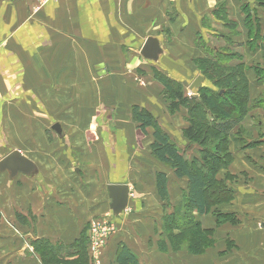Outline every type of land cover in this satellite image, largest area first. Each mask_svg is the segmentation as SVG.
Masks as SVG:
<instances>
[{
	"label": "crops",
	"instance_id": "0c3cea01",
	"mask_svg": "<svg viewBox=\"0 0 264 264\" xmlns=\"http://www.w3.org/2000/svg\"><path fill=\"white\" fill-rule=\"evenodd\" d=\"M36 7L35 0H0V162L18 151L36 166L32 175L0 172V264H40L29 255L37 241L62 249L78 245L90 218L75 204L73 193L60 189L72 178L69 163L78 166L73 168L77 175L85 170L68 148L74 146L70 139H63L67 112L59 115L58 105L68 98V88L60 85L65 84V71L76 67L85 80L117 79L116 70H138L150 77L152 71L143 64L161 68L166 58L187 59L184 47L198 59L206 57L197 48L199 38L214 52L221 51L214 42L228 45L236 40L227 47H234L248 68L249 107L263 102L253 108L260 119L249 118L248 125L232 134L233 161L218 174L222 181L233 177L226 181L233 190L232 203L199 217L203 229L213 231L215 247L199 258L163 254L153 232L160 219L150 217L129 223L118 242L108 245L103 264H114L122 243L140 264H264V75L255 70L264 69V0H60ZM225 17L235 23L234 35ZM149 38L160 43L158 62L140 54ZM169 43L174 44L173 52ZM194 54L188 58L192 66ZM170 73L180 81L177 72ZM199 76L197 71L193 80ZM207 83L213 86L205 80L203 87ZM54 125L60 126L61 135ZM81 155L88 156L84 151ZM105 160L111 174L116 173L108 155L94 153L90 158L96 164ZM139 169L129 163L122 182L133 174L141 176ZM150 184L146 188L157 194L154 182ZM185 188L187 183L181 192ZM216 211L235 222L218 224ZM126 212L109 219L123 220L124 227Z\"/></svg>",
	"mask_w": 264,
	"mask_h": 264
},
{
	"label": "rangeland",
	"instance_id": "374dc122",
	"mask_svg": "<svg viewBox=\"0 0 264 264\" xmlns=\"http://www.w3.org/2000/svg\"><path fill=\"white\" fill-rule=\"evenodd\" d=\"M230 27L234 28L231 30L234 35L237 30L236 25ZM235 42L237 41H231L227 46ZM212 45L217 46L222 52H225L224 50H226L224 41H221L218 44L214 42ZM169 47V50L173 52L174 44L169 43ZM182 50H184L181 51L182 54L188 56L187 59L175 61L166 58L164 59L161 68L145 66V64H143L144 61L142 60L143 67H147L145 68L146 70L150 69L152 71L150 77L143 74L145 72H139L138 70L134 72L132 70L126 72L116 70L114 73L117 79L115 77L103 79L98 76L93 80L90 78L85 80L76 72V67H71L70 70L65 71V84L60 85L62 88H68L66 90L68 98H66L63 103L61 100H58V102L61 101L58 105L59 115L62 116L64 115L63 112H67V134H65L63 139H70V142L74 146L68 148H70V150L72 149L71 151L74 153L73 156L78 159L79 165L84 167L85 170L79 172L77 175L75 170L73 171V168L78 166L69 163L70 172L73 173L71 178L72 182L69 180V186L65 183L60 189L66 194L73 193L72 196L74 201H76L75 204L78 208H81L84 215H90L83 234L84 243L87 247V254L86 258H82L75 253L80 248L77 242L78 245L76 246H71V248L65 247L66 252L64 256L67 255V257L61 256V258H56L51 255L50 259V256L46 254L47 252L44 245H35L32 243L29 255L38 258L41 262L40 264H103L105 251L108 245L111 244L114 246V244L118 242L124 229L129 227L128 224L133 220H147L151 219L150 217L160 219V226L153 224V232L156 237L154 240H157L158 250L163 254H173L177 256L191 255L199 258L207 251L214 249L216 239H214L213 234H209L204 237L207 241L204 250H198L195 247H193L192 250H189V244H191L190 242H193V238L194 240L198 239L202 233L198 235L195 230H186L187 228H185L184 225L187 218L184 220L183 216L173 217V225L176 227L175 229H171L169 225H167L169 222H166V218L173 215L175 210L182 205L185 199L184 191L186 188L183 192L181 191L183 187H186V179H183L182 181L177 180L174 177L173 171L170 170L169 167L167 168L162 165L152 154L150 147L154 140V129H148L147 133L144 134L141 128H139V124L136 123L134 114L132 113L133 108L137 106L152 113L163 130L168 133L171 140L178 146L181 153H185L190 159L196 158V156L199 157V154H197V148H188L190 143L183 135L184 129L189 125L188 108L181 107L179 111L172 113L170 111L171 100L168 99V94L170 95L171 92L166 84V79L170 78L173 80L170 75V72L172 71L174 73L177 72L175 74L179 77L178 79H180L179 82L176 80L173 81L184 86L187 97L193 98L198 94L197 91L195 93L196 89L191 90V88H189L191 85L190 83L196 80H193V78L198 71L195 69V62L193 64L194 66H192L188 59L194 54V51L188 50V47H184ZM198 50L202 52L201 49L198 48ZM229 50L231 52V50L235 49L230 46ZM208 51L209 54L212 55V51L210 49H208ZM197 57L198 55L194 54L195 60L198 59ZM129 59H131V57H129ZM188 66L191 69V73ZM158 74H160V76L157 79ZM161 76L163 78H161ZM210 85L211 84L207 83L205 87H210ZM231 93L233 92L231 91ZM232 96L234 97V95H230L229 99L226 100L227 103L231 104L230 102H232V106L239 108V99H232ZM254 103L256 102L254 101ZM234 113L235 114L231 118H227L229 121L235 120L239 117L238 112ZM257 114H259L258 111L251 109L250 113L241 116L240 121H237V127L235 130L240 126L247 124L248 119L253 116L256 117V121L260 119L257 117ZM218 116L220 117V115ZM218 120L221 122L224 121L220 118ZM106 149L108 154L106 153ZM83 151L88 154V156L81 157ZM211 151L220 154L219 152H216L215 149H212ZM94 153L96 156L98 154L101 156L103 155V158L108 155L112 163L111 168H115V170L112 169V171L116 173L111 174L106 160L103 161V164L91 162L90 158L94 156ZM129 163H131L132 167L142 168L144 173L141 174V176L133 174L132 177H129L126 181L122 182ZM90 169H92L91 172H89ZM139 171L141 170L139 169ZM224 171L225 170H221L219 173L222 174ZM160 172L166 173L169 177V202H163L160 198L159 199L162 203L159 202V199L156 197L157 194L155 193V195H151L153 191L149 192L146 188L152 185L150 184L151 181H153L154 184L156 183V175ZM113 182H115V184L120 182L118 184L127 183L130 185V209L127 207L128 210H126V214L128 218L124 222V227L122 225L123 220L116 219V221L114 217L113 219H109V216L112 215L109 212L107 185L112 184ZM154 187L156 188V184ZM211 188L213 189V187ZM214 197L212 198L213 201L226 199L223 195ZM230 203L232 202L226 200L225 202H220L218 206H226ZM214 208L216 207H212L210 213L207 215H210ZM198 220L200 221L199 217ZM227 222H230V219ZM117 223L118 225L120 223L121 228L118 227ZM224 223L225 222H223V224ZM94 224H100V226L103 227L107 224V227L111 232L110 236H108L109 238H107L106 244L101 249L100 254H97L96 257L90 254L93 245V243H91V235L93 233L92 225ZM187 224H192V222L187 223L186 220V225ZM135 228L136 227L134 226L133 229ZM120 246L121 245H119L118 249Z\"/></svg>",
	"mask_w": 264,
	"mask_h": 264
},
{
	"label": "trees",
	"instance_id": "16d2710c",
	"mask_svg": "<svg viewBox=\"0 0 264 264\" xmlns=\"http://www.w3.org/2000/svg\"><path fill=\"white\" fill-rule=\"evenodd\" d=\"M221 16H223L222 13ZM225 19L227 20L225 23L235 26V23L226 17ZM198 41L197 47L205 51L204 53L207 56L194 59L195 67L205 80L213 84V87L196 89L198 94L193 98H189L182 84L167 77L166 84L171 92L170 95L168 94V99L171 100V103L169 102L170 111L174 113L179 111L181 107L188 108L189 125L184 129L183 135L190 143L188 148H197L199 157L196 156V158L190 159L188 155L181 153L178 146L171 140L168 133L163 130L152 113L139 106L134 107L132 111L136 123L139 124V128L144 134L147 133L148 129H154V140L150 147L152 154L162 165L169 167L173 171L177 180L186 179L185 199L182 205L175 210V213L166 218V222H169L167 225L171 229H175L173 217L183 216L184 220L187 218V223L192 222V224L186 225L185 220L184 226L187 228L186 230L192 229L198 235L204 234H201L196 240L193 238V242L189 244V250H192L193 247L198 250H204L207 244L206 239H204L205 235L213 234V231L202 228L198 217L210 213L212 207H217L220 202H225L226 200L231 202L234 199L233 190L226 182L227 180H232L233 177L228 175L226 180L222 181L218 179V174L221 170L228 169L233 161V155L230 153L229 147L232 140L231 137H233L232 134L236 131L237 121H240L241 116L244 114L250 113L251 109L258 108L263 103L260 102L249 107L250 86L246 76L248 68L241 55L233 52V50L230 52L227 45L225 52L219 50L214 52L211 50L212 55H210L208 43L203 41L202 38H199ZM255 70L259 75H264V69L261 67L255 66ZM159 76L160 74L157 75V79ZM161 78L163 77L161 76ZM230 95H234L232 99H239V108L232 106V102H230L231 104L227 103L226 100L229 99ZM234 112H238L239 117L229 121L227 118H231L235 114ZM219 118L224 121L221 122L218 120ZM225 121L228 122L226 123ZM212 149H215L220 154L213 153ZM168 181L169 177L166 173L160 172L156 175L157 194L163 202H169L170 200ZM213 195L215 197L223 195L226 199L213 201ZM214 214L218 218L219 224L227 222L229 219L231 222H235L233 217L225 216L218 211L214 212ZM18 218L23 220L20 216ZM34 244L44 245L46 254L50 256V259L51 255L56 258L67 256H64L65 249L54 247L47 242L37 241ZM78 244L80 248L75 253L82 258H86L87 247L84 243V237ZM115 257L114 264H140L138 257L125 244L120 246Z\"/></svg>",
	"mask_w": 264,
	"mask_h": 264
},
{
	"label": "water",
	"instance_id": "95a60500",
	"mask_svg": "<svg viewBox=\"0 0 264 264\" xmlns=\"http://www.w3.org/2000/svg\"><path fill=\"white\" fill-rule=\"evenodd\" d=\"M141 56L147 61L158 62L160 55L162 54V49L160 43L155 38H149L146 44L140 52ZM204 77H198L193 83L191 90L200 89L203 87ZM53 129L58 132L59 135L62 134L59 125H54ZM35 164L22 156L20 152L13 151L10 155L5 157L0 162V172L8 171L10 175L16 176L21 173L24 175H32L35 172ZM130 185L126 184H110L108 186V200H110V214L116 217L124 216L130 199Z\"/></svg>",
	"mask_w": 264,
	"mask_h": 264
},
{
	"label": "built area",
	"instance_id": "2783aa9c",
	"mask_svg": "<svg viewBox=\"0 0 264 264\" xmlns=\"http://www.w3.org/2000/svg\"><path fill=\"white\" fill-rule=\"evenodd\" d=\"M60 0H36L37 4V10L42 9L44 6L48 5L49 2H58ZM93 233L91 235V243H93L91 247V252L93 256L96 257L97 254H100L101 249L106 244L108 236H110V229L107 227V224L105 226L99 225H92Z\"/></svg>",
	"mask_w": 264,
	"mask_h": 264
},
{
	"label": "flooded vegetation",
	"instance_id": "af4514ba",
	"mask_svg": "<svg viewBox=\"0 0 264 264\" xmlns=\"http://www.w3.org/2000/svg\"><path fill=\"white\" fill-rule=\"evenodd\" d=\"M197 78H198V77H197ZM197 78H196V79H197Z\"/></svg>",
	"mask_w": 264,
	"mask_h": 264
}]
</instances>
